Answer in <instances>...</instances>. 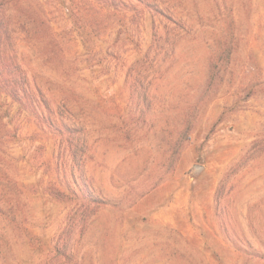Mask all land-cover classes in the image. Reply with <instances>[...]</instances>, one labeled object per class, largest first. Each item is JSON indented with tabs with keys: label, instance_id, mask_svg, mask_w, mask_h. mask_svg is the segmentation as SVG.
<instances>
[{
	"label": "rangeland",
	"instance_id": "374dc122",
	"mask_svg": "<svg viewBox=\"0 0 264 264\" xmlns=\"http://www.w3.org/2000/svg\"><path fill=\"white\" fill-rule=\"evenodd\" d=\"M0 264H264V0H0Z\"/></svg>",
	"mask_w": 264,
	"mask_h": 264
},
{
	"label": "trees",
	"instance_id": "16d2710c",
	"mask_svg": "<svg viewBox=\"0 0 264 264\" xmlns=\"http://www.w3.org/2000/svg\"><path fill=\"white\" fill-rule=\"evenodd\" d=\"M11 64H12V62L9 63L8 67L9 66L11 67ZM9 74L11 75L10 78L9 79H5L4 82H6L7 84L12 83V85H13V83H16L17 86H19L20 84H24L23 82L25 80V77H24L23 73L19 70V68H17V69H14V68L13 69H10ZM19 81L21 82L20 84H19ZM20 86H22V85H20ZM14 92H15V94L18 95V91H14ZM17 95H15V96H17Z\"/></svg>",
	"mask_w": 264,
	"mask_h": 264
}]
</instances>
